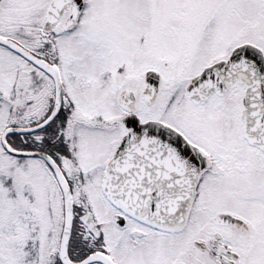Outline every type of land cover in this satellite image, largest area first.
<instances>
[{"label": "snow or ice", "instance_id": "6c2138e0", "mask_svg": "<svg viewBox=\"0 0 264 264\" xmlns=\"http://www.w3.org/2000/svg\"><path fill=\"white\" fill-rule=\"evenodd\" d=\"M0 264H264V0H0Z\"/></svg>", "mask_w": 264, "mask_h": 264}]
</instances>
